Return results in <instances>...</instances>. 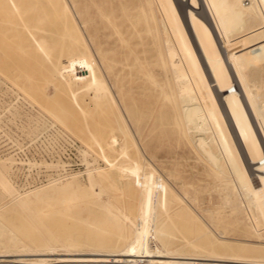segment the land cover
I'll use <instances>...</instances> for the list:
<instances>
[{"label": "rangeland", "instance_id": "1", "mask_svg": "<svg viewBox=\"0 0 264 264\" xmlns=\"http://www.w3.org/2000/svg\"><path fill=\"white\" fill-rule=\"evenodd\" d=\"M145 1L150 5H145L143 16L146 20L140 27L144 38L139 47L143 63L140 79L135 82V77L126 76L123 88L118 87L117 77L107 69L91 36L95 27L84 23L75 0H63L61 4L69 9L68 17L57 15L50 6L35 9L31 6L19 9L0 6V176L14 189L11 195L0 185V255L27 254L16 257L19 259L50 257L45 260L48 263L57 262L56 258H67L71 262L66 264H78L82 263L79 260L91 257L86 254L95 253L100 255L98 258L120 254L116 251L121 247H115V242L126 229L123 215H130L138 222L137 205H140L145 217L155 216L152 204H156L159 196L153 180L156 175L161 176V181L183 201V212L179 215L174 214L176 204L165 207L173 249L205 231L217 241L233 243L232 247L264 249L263 137L260 138L262 144L259 142L250 154L254 165L237 173H253V179L247 183V189L251 187L249 192L255 198L252 201L244 189L246 177L235 175L234 168L219 149L226 133L225 119L216 116L210 131L189 130L186 119L189 107L184 98V90H187L191 103L204 119L207 106L213 108L222 100L214 99L189 45L191 39L200 40L209 35L210 26L221 21L230 32L226 33L228 38L236 41L233 48L239 53L240 67L247 75H256L262 81V88L254 99L259 115L264 117V18L257 3L254 0H168L165 8L162 6L165 0ZM39 3L44 4V0ZM231 3L237 10L240 7L245 10L242 24L235 27ZM173 13L176 14L175 21H171ZM67 18L73 22L69 20L65 24ZM171 22L174 28L170 29ZM66 25L78 29L83 47L71 43L72 33ZM147 28L152 30L151 36L147 34ZM104 38L100 36L98 42L107 49ZM210 43L211 38L205 47L215 77L223 85L226 66ZM78 48L82 51L84 48L90 55L94 70L98 71L107 88H79L81 83L75 82L79 64L69 59L60 61V57L74 56ZM228 71L234 78L233 71ZM149 73L156 78L157 87L145 80ZM65 82L71 83L70 88H65ZM232 116L242 118L239 110ZM92 135L101 147L92 141ZM113 135L118 142L111 146ZM202 138L206 139V146L198 143ZM123 151L128 156L122 155ZM111 162L114 165L110 168L107 164ZM131 163L141 166L142 172L134 176L127 173L126 168ZM88 172H93L96 178L99 173L106 174L102 191L95 182L92 189L98 195L89 204L76 202L61 219L55 214L56 205L47 207L44 204L43 212L36 216L29 213L30 210L14 209L17 194L33 193L54 184L64 185L72 177L76 178L75 185L91 190ZM148 200L152 203L150 208L146 205ZM47 203L53 205L54 202L48 200ZM105 204H111V213L97 207ZM93 215L99 220L95 227L98 233L114 243L105 248L96 247L104 251L72 250L60 243L50 244L47 249L30 246L32 239L47 240L49 233L63 232L68 226L91 225ZM47 223L54 224L53 229L48 230ZM90 230L91 226L87 231ZM9 240L18 241L20 245L11 248ZM151 249H155L152 244ZM133 253L148 255L144 246ZM209 253H194L187 248L184 252H172L155 259L201 264L208 261L194 259L215 257L219 260L222 257L220 260H237L230 257L241 255L246 257L241 258L242 261H252L247 259L264 257L260 253L241 254L235 249L221 247L214 257ZM8 262L0 261V264L28 261Z\"/></svg>", "mask_w": 264, "mask_h": 264}, {"label": "bare ground", "instance_id": "2", "mask_svg": "<svg viewBox=\"0 0 264 264\" xmlns=\"http://www.w3.org/2000/svg\"><path fill=\"white\" fill-rule=\"evenodd\" d=\"M166 1L168 0H165L162 3V6H165V8ZM254 1L257 3L256 4L254 2L257 5V9H259L261 13L260 15L263 19L264 0ZM62 2L63 0H44V4H40L39 0H0V6L13 9H19V7L28 6H31V8L34 9L39 8L38 6H44L45 8L50 6L55 10V12H57V15H64L65 17H68L70 11L66 6L61 5ZM75 4L77 5V9L81 17H83L82 19L84 23L90 26L91 28H93L92 26L95 27V29L93 28L94 30H92L93 33H91V36L96 42L99 53L104 57L103 59L106 62L107 69L111 71V73L114 74L115 77H117L116 82L118 87L123 88L125 78H127L126 76L135 77V82L139 81L143 65L140 58L139 47L143 45L144 39L142 33L143 31L140 30V27L146 20L143 16V11L146 10L145 5L147 7L149 2L145 0H75ZM231 7L233 18H235V24H233V26L235 27V25L242 24V19L245 14V10L242 7H240L239 10L235 9L234 3H231ZM173 16L174 18L171 21H175L176 19V14H174ZM69 20L67 18V20H65V24H68ZM70 21L73 22L72 19ZM171 24L172 25L169 27L170 29L172 27L174 28L173 22H171ZM68 27L69 26H67V28ZM210 27L211 33L209 35L200 40L191 39L189 41V45L193 55L197 60L198 66L202 69L203 73L207 78V83H209V86L211 87V93L214 99H216V97H219L222 100L219 105H214L213 108L207 106V115L204 119L203 117H201L200 112L197 111L191 103L190 92L184 90V98H186L185 102L188 104L189 107L186 116V119L188 120V129H196L205 132L210 131V124L213 122L216 116L219 119H225L224 124L226 133L224 134L223 139L221 140L219 149L224 154L227 163L234 168L232 171L236 172L235 175L237 177H246L247 180L243 181L245 187L244 189L248 191L249 197L252 201H254L255 198H253L252 193L249 192L251 190V187L249 190L247 189V183L248 181H251L253 179V173L247 172L244 175L237 173L241 171L244 172V170H247L254 165L255 161L250 158V154L254 151L256 146L259 145V142L262 144V142L260 141L262 137L264 139V117L259 115L258 108L255 102L256 100L254 99V97L260 92V89L262 88V81L258 79L256 75H247L240 67L238 61L239 53H237L238 51L234 50L233 48L234 43L236 41H231L226 35V33L230 32L226 30L225 24L219 21L217 23L212 24ZM69 30L72 33V35H70L72 40L71 43L76 46L78 45L83 47L84 45L81 40L82 37H80L78 29L74 26L73 29L69 27ZM146 30L147 34L149 35L150 33H153L150 28H147ZM99 33H101V35H99ZM213 34H215V37L213 36ZM100 36L105 37L104 44H107V49H104L102 44L98 42V38ZM209 38H211L212 41V43H210L212 49L221 55V58L224 60L223 62L226 66L227 74L225 76L222 75L223 70L222 72L220 71L223 77V85H221L215 77V72L211 65L212 60H210L209 54L207 53V48L205 47V44ZM248 38L253 39L252 37ZM256 43H259V40L256 41L255 44ZM218 44L221 45V48ZM82 49L83 51L79 48L75 50L74 56L71 55L70 57L69 54L68 58L60 57V61L62 59H69L70 61L73 60L77 62V64H79V66L77 65L76 67L77 73L79 74H77L78 77L76 78V81L74 80L75 82L81 83L79 88H107L105 82L102 80L98 71L96 69L94 70L93 61L91 60L90 55L86 54L84 48ZM52 50L54 51L53 48ZM222 50L225 55L223 54ZM118 55L121 56L117 59ZM228 67L235 74V79L231 76L233 74L229 73ZM146 76L148 77L145 79L146 81L150 82L156 87L158 86L156 78L152 75V73H149V75L147 74ZM131 80H133V78ZM70 85L71 83L65 82L64 86L65 88H68ZM95 96L96 98L100 97L97 95ZM216 100L214 101L216 102ZM238 110L242 114V118H233L232 115H234V113ZM206 124L208 125V127H206ZM90 137H92L91 139H93V142L95 141V143H97L101 147V143L98 139H96L95 135H92ZM195 140L197 141V139ZM89 142L91 141L89 140ZM117 142L118 139H116L115 135H113V139L110 142L111 146H114L115 144H117ZM198 143H200L201 146L207 145V141L204 138L199 139ZM262 146H264V140ZM121 149H123V147ZM122 155L128 156V153L123 151ZM107 165L111 168L113 167L114 162H111ZM126 170L127 173H130L131 176H134L142 172V167L138 164L131 163V165L126 168ZM94 175L95 174H93V172H88V179L90 182L91 190H86V188H82L79 185H75L76 178L72 177V180L64 185L54 184L38 189L33 193H27L24 195L17 194L16 201L14 200V209H16L17 211L30 210L31 212L29 213H32L34 216H36V214H40L43 212L42 208L44 204H46L47 207L56 205L57 209L55 214L59 215V218L61 219V217L68 215V211L71 210V208L75 205L76 202L86 201L87 204H89V202L94 199V196L96 194L98 195V193H94L95 191L94 189H92V186H94L95 182L99 185V191H102V183H104L106 174L99 173L98 178H96ZM160 177L161 176L159 175L153 177L156 189L159 193L156 204L150 203L149 200L148 203L146 202L147 206H149L150 204L154 205L155 210L153 209L152 213L155 216H148L149 218L145 217V215L142 213L144 208L140 205H137L139 206V215H137L138 222H135L134 217L130 215H123L126 229L124 233L122 232V234L118 236V239L115 242V247H121V250L116 251L120 254L110 255L112 256V258H98L97 256L100 255H97L95 253L86 254L90 255L91 257L85 258L83 261L79 260V262L82 263L78 264H188V262H180L176 260L155 259L161 258L163 255L171 254L172 252H184L187 248L194 251V253L207 251V253L210 252L209 254L212 253L211 256H213L215 251L220 247L224 249L232 248L235 249V251L240 252L241 254L244 252L264 254V249L261 248L255 249L242 245L232 247L231 245L233 243L229 245V243L217 241L212 238L209 231H205L203 234L197 236V238H195L194 240L187 241L186 244H184L183 246L176 247L175 249H173L172 245L174 241L171 239L172 235H170V232L168 231L169 224L165 207L170 208L172 204H176L174 214L179 215L181 214V212H183V201L180 199V196L174 195V193L170 191L169 187L161 181ZM145 180L146 183L150 182L149 178L146 176ZM175 181L178 182L177 180ZM10 184L8 183V180L6 181L4 177L0 176V185L2 186L3 190L6 191V193L8 194L13 195L12 193L14 189ZM252 187H256V184H252ZM239 191H241V189ZM48 200H53V205H48ZM36 206H38L40 209L38 210ZM97 207L104 209L105 212L108 211V213H111V204L98 205ZM148 208H150V206ZM149 213L151 212L149 211ZM98 223V218L93 215L91 225L87 224L86 226H68L63 232L56 231V233H49L47 240L32 239L29 243L30 246H42L46 247V249L48 246H50V244L60 243L63 244L65 247L71 248L72 250L90 249L95 250L97 252H101L104 250L98 249L96 247L103 246L105 248L106 245H113L114 243L111 242L110 238L102 236L100 235V233H98L99 231H97L95 228ZM46 225L48 227V230L53 229L54 224L47 223ZM90 226L92 230L87 231ZM81 229L84 230L82 231ZM8 243L11 248H17L20 245L18 241L12 242L11 240H9ZM151 244L155 246V249H151ZM141 246L145 247V250L148 255L138 256L133 253L136 248ZM50 252L52 251L50 250ZM26 255L27 254H21L15 255L13 257H6L4 255H0V258H2L0 261H10V263L20 260L28 261L27 263L20 264H66L71 262L66 260L67 258H56L57 262L53 263L45 262V260H50V257L48 259L16 258ZM170 258L174 259V257L172 256ZM179 258L194 259L187 257ZM220 258L219 260H216L215 257L213 259L195 258L194 260L208 261L207 263L201 264H211L209 262H218L219 264V262L221 261L223 262L222 264H264V257L247 259H250L252 261H242V259L246 257H243L241 255L231 256L230 258L237 259H230L231 261L222 259L220 260ZM165 259L168 258L166 257ZM62 260H64L65 262H62Z\"/></svg>", "mask_w": 264, "mask_h": 264}]
</instances>
